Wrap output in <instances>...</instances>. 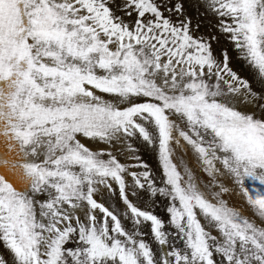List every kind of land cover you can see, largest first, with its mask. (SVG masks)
Masks as SVG:
<instances>
[{"label": "snow or ice", "instance_id": "obj_1", "mask_svg": "<svg viewBox=\"0 0 264 264\" xmlns=\"http://www.w3.org/2000/svg\"><path fill=\"white\" fill-rule=\"evenodd\" d=\"M0 264H264V0H0Z\"/></svg>", "mask_w": 264, "mask_h": 264}]
</instances>
